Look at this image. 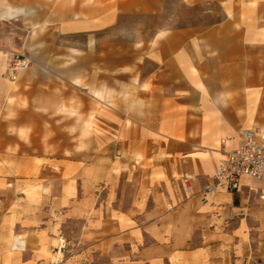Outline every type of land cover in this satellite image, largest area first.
<instances>
[{
  "label": "crops",
  "instance_id": "1",
  "mask_svg": "<svg viewBox=\"0 0 264 264\" xmlns=\"http://www.w3.org/2000/svg\"><path fill=\"white\" fill-rule=\"evenodd\" d=\"M182 2L197 18L157 30L117 79L115 153L107 142L83 183L59 178L51 193L37 188L60 153L46 156L45 90L28 86L43 79L28 67L10 80L0 42V264H52L60 234L63 264H264V175L236 191L214 179L245 131L264 132V0ZM104 87L90 95L109 105ZM99 182L107 191L92 201Z\"/></svg>",
  "mask_w": 264,
  "mask_h": 264
},
{
  "label": "rangeland",
  "instance_id": "2",
  "mask_svg": "<svg viewBox=\"0 0 264 264\" xmlns=\"http://www.w3.org/2000/svg\"><path fill=\"white\" fill-rule=\"evenodd\" d=\"M132 1L0 0L5 6L26 9L0 17L1 47L8 55L6 73L13 56L20 55L29 61L27 71L43 79L39 83L30 80L28 86L45 90L44 135L47 141L55 139L54 145L46 143V156H53V147L55 156L60 153L58 161L45 160L39 191L58 190L59 178L61 182L71 178L73 183H83L86 163L95 160L107 142L115 153L118 121L122 123L115 108L117 79L123 73L131 74L134 55L139 60L147 53V42L157 30L194 20L200 12L197 7H186L182 0H169L159 12L133 10ZM136 42L141 46H134ZM72 49L79 53L72 56ZM75 77L80 83L74 82ZM102 83L114 93L107 102L110 107L91 98ZM68 169L74 175H68ZM115 178L110 177L111 185L116 186ZM104 185L96 183L92 201H102L107 191ZM85 192L78 184L74 199L79 200Z\"/></svg>",
  "mask_w": 264,
  "mask_h": 264
},
{
  "label": "built area",
  "instance_id": "3",
  "mask_svg": "<svg viewBox=\"0 0 264 264\" xmlns=\"http://www.w3.org/2000/svg\"><path fill=\"white\" fill-rule=\"evenodd\" d=\"M28 67L27 58L22 59L20 55L13 56V61L7 67L8 76L11 80H16L18 73ZM263 175L264 132L247 130L244 132L243 143L224 154L214 173V179L215 185L222 186L229 191H236L244 177L258 179ZM212 190L213 185H209L207 191L212 192ZM68 245L67 239L60 234L53 248L55 256L52 264H63Z\"/></svg>",
  "mask_w": 264,
  "mask_h": 264
},
{
  "label": "bare ground",
  "instance_id": "4",
  "mask_svg": "<svg viewBox=\"0 0 264 264\" xmlns=\"http://www.w3.org/2000/svg\"><path fill=\"white\" fill-rule=\"evenodd\" d=\"M22 11H26V9L25 8L14 9L11 6H5L4 2H0V17H11L12 15L19 13V12H22ZM33 11H34L33 9H29V12H33ZM165 33L166 32H164V31L159 32L157 35V38L163 37L165 35ZM71 52H72V56L79 53V51L76 49H72ZM72 56H71V58H72ZM74 82L80 83V80L77 77H75ZM94 96L98 99V101L100 103H102V99H103L104 95L102 94L100 89H97L94 92ZM103 104L106 107H110L106 103H103Z\"/></svg>",
  "mask_w": 264,
  "mask_h": 264
}]
</instances>
